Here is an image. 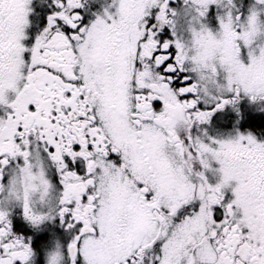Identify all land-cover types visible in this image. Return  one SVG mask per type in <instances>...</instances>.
Instances as JSON below:
<instances>
[{"label":"snow or ice","instance_id":"6c2138e0","mask_svg":"<svg viewBox=\"0 0 264 264\" xmlns=\"http://www.w3.org/2000/svg\"><path fill=\"white\" fill-rule=\"evenodd\" d=\"M0 264H264V0H0Z\"/></svg>","mask_w":264,"mask_h":264}]
</instances>
